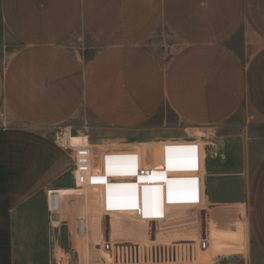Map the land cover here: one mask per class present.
<instances>
[{
  "label": "crops",
  "instance_id": "1",
  "mask_svg": "<svg viewBox=\"0 0 264 264\" xmlns=\"http://www.w3.org/2000/svg\"><path fill=\"white\" fill-rule=\"evenodd\" d=\"M162 35L177 46L167 59L150 43ZM3 38L16 48L0 58V114L17 124L0 125V264H58V248L82 263L91 208L72 153L61 134L22 130L61 123L99 166L127 150L159 168L163 144L197 143L199 203L140 221L142 247L206 238L188 264H264V0H0Z\"/></svg>",
  "mask_w": 264,
  "mask_h": 264
},
{
  "label": "built area",
  "instance_id": "2",
  "mask_svg": "<svg viewBox=\"0 0 264 264\" xmlns=\"http://www.w3.org/2000/svg\"><path fill=\"white\" fill-rule=\"evenodd\" d=\"M67 131L63 134L65 136L64 143L61 145L72 153L74 159L73 176L76 187L94 188L95 186H103L105 188V203L103 204L104 213L109 216L113 211H133V214L138 220L144 221H158L164 219L168 215L169 207L176 205L192 206L198 204L200 201L199 188V156L198 144L188 142H174L166 143L162 146V157L164 161L171 162L175 155L181 154L185 156V160L181 165L187 167L185 171H167V178L174 182L177 179H189L188 189L189 195L185 198L183 203H176V205L162 204L153 209L146 210L142 206L141 195L143 187L159 188L161 195L166 192V180L162 178L163 165L153 168H145L141 166L138 154L134 151H110L101 155L103 161L102 165H96L93 158V146L89 143L88 138L80 135V140L77 143L71 142L72 129L68 125ZM67 133V137H66ZM127 185H136L137 194L131 202L117 203L108 202L107 194L112 188H125ZM124 190V189H123ZM173 198L176 196L173 195ZM72 205V204H70ZM65 204L62 202L59 208L63 210ZM207 239H200L195 241H177L171 244L163 245L157 254L159 258L164 259L166 264H188L196 256L197 249H205ZM145 252L147 246L142 247ZM106 251L114 249V244L110 241L104 245ZM127 249V248H126ZM124 250V246L118 245L115 251V260L118 263H123L125 255H132V249ZM135 253V249H133ZM136 255L134 254V257ZM128 259V258H127Z\"/></svg>",
  "mask_w": 264,
  "mask_h": 264
},
{
  "label": "rangeland",
  "instance_id": "3",
  "mask_svg": "<svg viewBox=\"0 0 264 264\" xmlns=\"http://www.w3.org/2000/svg\"><path fill=\"white\" fill-rule=\"evenodd\" d=\"M7 36V35H6ZM5 36V37H6ZM153 48L157 50V52L160 54V57L162 59L169 58L172 53L176 49V44L168 35H162V38L159 39L158 36H155L150 41ZM73 48L80 50L81 48L78 46H90L91 40L89 37H87L84 32H81L78 38H74L72 42L70 43ZM0 58L1 60H5L10 52L13 51V49L16 48V44L13 40L7 38H3L0 43ZM159 49V50H158ZM5 112L0 114V125H11V124H17L13 120H9ZM14 122V123H13ZM69 123H61L58 126H54L53 128H50L48 130H36V129H25V131H37V132H51L55 135L54 132L58 133L57 135H63L67 129L66 126H68ZM75 135V132H74ZM56 139V138H55ZM56 142L61 144L58 139H56ZM103 164V161H101V165ZM100 188H86V199L88 200V206L91 208V215L88 221V225H81L80 230L82 231V235H80V238L75 237L77 240V245H80L79 252L81 254L75 253L73 256H80L82 257V263L80 264H166L164 259H160L158 256L157 248L153 247L152 249H148V252L145 249L142 248V240L141 232L145 229H147V224H142L140 220L137 219V217L134 214H128V215H117V214H111L109 216L105 215L103 212V208L101 207V199H100ZM85 197V196H82ZM71 203V202H69ZM188 207V206H187ZM191 212H195L198 215V209L197 206L192 207L190 210ZM236 226L240 227V224H237ZM213 227V233H227L231 235H235L234 232H231L228 229H224L225 227L220 226H212ZM242 227V226H241ZM80 231V232H81ZM242 232V229H241ZM231 237V236H230ZM198 239V237H196ZM237 238L233 239L231 237L230 239L224 240V242H219L221 244L220 246H226L229 244H234ZM221 240V239H220ZM110 241L114 244V249L111 251H106L104 249V245L106 242ZM223 241V239H222ZM218 245V243H216ZM124 246V250H129V247L132 249V255H128V259L124 258L123 263H118L115 260V251L116 247ZM151 245H154L153 243ZM227 247V246H226ZM133 249H135V253H133ZM229 249V248H228ZM231 249V248H230ZM199 250V248H198ZM221 250V248L215 247L213 250H211L209 253V259L207 261L210 262L212 257L214 255L218 254V252ZM134 254L136 255L134 257ZM54 257L56 259H62L63 262L58 261V264H71L68 260V255L63 253L62 250L59 248L55 251ZM57 264V263H55Z\"/></svg>",
  "mask_w": 264,
  "mask_h": 264
},
{
  "label": "clouds",
  "instance_id": "4",
  "mask_svg": "<svg viewBox=\"0 0 264 264\" xmlns=\"http://www.w3.org/2000/svg\"><path fill=\"white\" fill-rule=\"evenodd\" d=\"M185 160V156L181 154L175 155V158L171 161H164V166L162 170V178L166 180V192L161 195L160 189L157 187H143L142 195H141V201L142 206L148 210L153 209L157 206H160L162 204H170V205H176V203H183L185 198L189 195V189H188V183L189 179L187 178H181L177 179L174 182L169 181L167 178V171L175 172V171H185L187 170V167L181 165V162ZM137 187L136 185H133L131 188H127L126 191L123 192V197L134 199L137 194ZM155 192V193H154ZM116 196L120 195V193L115 194ZM149 195V197H147ZM173 195L176 196V198H173ZM107 201L111 202L110 194H107ZM118 203V202H117ZM119 204V203H118Z\"/></svg>",
  "mask_w": 264,
  "mask_h": 264
},
{
  "label": "bare ground",
  "instance_id": "5",
  "mask_svg": "<svg viewBox=\"0 0 264 264\" xmlns=\"http://www.w3.org/2000/svg\"><path fill=\"white\" fill-rule=\"evenodd\" d=\"M66 137H67V133H66ZM58 140H59L60 143H64V141L66 139H65V136L60 135L58 137ZM136 153H138V152H136ZM132 186L133 185H127V187H125V188H112L110 192L108 191V194H110V197H111V201L112 202H118V203H127V201L131 202L132 199L123 197V192L126 191L127 188H129V187L131 188ZM104 191H105V188H104ZM118 193H120V195L116 196L115 194H118ZM105 194H106V191H105ZM147 197H149V195H147ZM142 201H143V199H142ZM104 203H105V198H104ZM186 206H188V205H186ZM148 210H150V207L148 208ZM129 211H131V210H129Z\"/></svg>",
  "mask_w": 264,
  "mask_h": 264
},
{
  "label": "water",
  "instance_id": "6",
  "mask_svg": "<svg viewBox=\"0 0 264 264\" xmlns=\"http://www.w3.org/2000/svg\"><path fill=\"white\" fill-rule=\"evenodd\" d=\"M81 220H82V218H81Z\"/></svg>",
  "mask_w": 264,
  "mask_h": 264
}]
</instances>
